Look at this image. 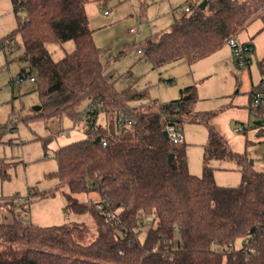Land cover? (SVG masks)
I'll return each mask as SVG.
<instances>
[{"label":"trees","instance_id":"16d2710c","mask_svg":"<svg viewBox=\"0 0 264 264\" xmlns=\"http://www.w3.org/2000/svg\"><path fill=\"white\" fill-rule=\"evenodd\" d=\"M88 1L12 0L18 26L0 38V48L12 47L15 35L21 34V58L28 68L20 74L35 75L42 105L34 116L51 119L65 114L78 120L85 100L90 106L83 114L104 113L106 125L94 130L100 142L88 137L55 151L58 176L70 186L67 210L92 214L98 235L82 244L69 222L26 223L11 209V221L0 222V236L26 240L31 247L13 258L0 253V264H264V170L253 167L246 151L230 146L211 123L216 112L194 110L197 85L182 87L179 97L165 102L151 98L146 88L117 90L114 73L103 61L104 49L89 25ZM262 10L264 0H208L205 9L198 5L192 13L183 11L167 28L151 33L141 42L143 54L160 75L179 62L192 64L236 37ZM69 39L75 41V50L54 59L46 43ZM258 67L262 78L253 91L264 85V57ZM250 108L264 123V104L253 106L252 94ZM127 118L130 126L118 125ZM174 121L206 124L209 138L202 176L190 171L185 147L165 136L166 124ZM7 126L0 122V143ZM212 159L236 161L241 184H218ZM90 192L97 198L79 197ZM101 199L107 201L98 209ZM5 202L13 203L9 198ZM146 216L153 217V225L142 238Z\"/></svg>","mask_w":264,"mask_h":264},{"label":"rangeland","instance_id":"374dc122","mask_svg":"<svg viewBox=\"0 0 264 264\" xmlns=\"http://www.w3.org/2000/svg\"><path fill=\"white\" fill-rule=\"evenodd\" d=\"M203 0H89L86 10L89 25L94 30L96 43L104 49L103 61L107 70L114 73L115 87L124 91L138 84L148 89L150 97H161L167 86L165 81L155 80L152 63L143 53H139L143 42L151 33L167 28L184 11L188 3H201ZM105 10L112 11L104 14ZM20 14L25 15V11ZM258 16L255 18L257 19ZM137 29L131 32V29ZM46 47L56 60L73 52L76 48L73 39L64 42L49 41ZM24 45L20 33L15 35L12 47L0 48V122L7 124L3 141L0 143V222L11 221L16 209L23 222L48 226L71 223L76 226L74 238L82 244L91 243L98 235V225L90 213H74L67 210L69 183L58 176V160L55 151L62 145L88 138L84 111L90 106L89 100L79 106L81 119L67 115L45 119L34 116V107L40 104L35 82L29 78L17 81L23 67L28 62L21 58ZM204 58L196 64L208 65ZM257 60H252L253 76L246 80L235 62L222 65L218 73L199 76L196 79L199 99L197 110L222 108L225 100L238 96L247 97V88L258 82L261 74ZM205 68L207 66H204ZM237 76L239 78H237ZM252 79V80H251ZM155 97V98H157ZM147 103L148 99H144ZM139 104L140 101L134 102ZM99 113V120H105ZM260 118L252 115L247 132H236L234 146L245 145L249 161L253 167L264 170V123L257 124ZM262 126V127H261ZM186 136V156L192 162L191 172L203 174L204 147L208 141V128L203 122H184ZM247 139V140H246ZM244 140V141H242ZM185 143L182 145L184 146ZM215 180L224 186H239L242 182L241 167L234 160H213ZM80 198H97L90 192ZM12 199L13 203L5 202ZM152 221H145L141 228L144 238ZM236 245L242 246V240ZM31 247L26 240H8L0 236V253L9 258L22 255Z\"/></svg>","mask_w":264,"mask_h":264},{"label":"crops","instance_id":"0c3cea01","mask_svg":"<svg viewBox=\"0 0 264 264\" xmlns=\"http://www.w3.org/2000/svg\"><path fill=\"white\" fill-rule=\"evenodd\" d=\"M17 26H18V20L15 14V11H14L12 0H0V38L9 35L11 32H13L17 28ZM236 38L241 42H251L254 45V49L250 53V56H251L250 63L247 64L246 66L239 67L242 70V76L246 80L247 78L253 76L252 69H251V66L253 64L252 63L253 58L259 61V59L264 57V10H263V13L258 15L257 19H254L250 24H248L246 28L243 29L236 36ZM204 58H211L209 59L208 65L205 64L203 66H198L195 69H193V67L196 64H198L200 60ZM204 58H201L192 64H189L187 62H179L173 66L168 67V71L162 75H160L159 71H157L156 69H153V66H152V69L154 70L153 73H155V80L158 79L159 82L163 80L166 82V84H171V83L173 84L171 86H167V88L164 89V94L160 93L161 97L159 98L157 96L155 97H157V99L164 101V102L169 101L171 99H175L179 97L180 89L182 87L192 85V84L196 85V79L199 76L211 75L213 73L217 74L219 69L222 68V65H225V67L228 68V63L230 64L231 61L235 62L233 58V54H232V48L227 43L224 44L221 48H219L215 52L211 53L210 55ZM204 66H207V67L205 68ZM167 78H172L173 79L172 82L166 81ZM237 78L239 77L237 76ZM261 78H262V75H261ZM261 78L256 83L253 82V80L251 79L252 84L249 88H247L246 92L248 95L244 99L238 96H235L231 99L225 100L222 108H219L216 110H204V111L216 112V114L211 118V123L223 134V136L226 138L230 146L235 151L245 152L246 151L245 145L248 143V140L246 139L247 141H245L244 147L238 146L239 144H236V146H234L233 141L237 139L235 133L248 131L250 121L252 120V115H256L260 119H262V115L252 112L250 108L252 91L256 87V85L259 84ZM137 86L139 88L145 87V86L141 87L140 84H138ZM196 103L194 104V110L198 112H204L202 108H199L198 110L195 108L197 106ZM257 124L262 125L261 122H259V120H257ZM260 133L261 134L264 133L263 127L261 128ZM208 134H209V131H208ZM184 147L186 150V136H185ZM213 160H217V159L211 160L210 164L212 166H213L212 164ZM219 160H226V159H219ZM203 166H204V163H203ZM188 167L191 171L192 162L190 158H189ZM203 170H204V167H203ZM214 173H215V168H214Z\"/></svg>","mask_w":264,"mask_h":264},{"label":"built area","instance_id":"2783aa9c","mask_svg":"<svg viewBox=\"0 0 264 264\" xmlns=\"http://www.w3.org/2000/svg\"><path fill=\"white\" fill-rule=\"evenodd\" d=\"M200 4V3H199ZM198 3H188L184 7V11L188 13H192L197 6ZM263 11V10H262ZM112 11L105 10L104 13L106 15L110 14ZM263 13V12H261ZM137 29L133 28L131 29V32L136 31ZM227 44L232 48V54L235 61V64L238 67L246 66L248 63H250V60L247 57V54L250 50L254 49L253 46H249L248 42H241L236 37H232L228 39ZM139 53H143V49H139ZM29 78L31 81L35 82L36 77L34 74H29L27 72H23L19 74L17 81H22L23 79ZM264 88V85H263ZM260 90H254L252 93V105L255 107L261 106L264 104V89ZM85 120H86V127L88 130H90L89 138L90 139H96L94 130L100 126H105L106 121L105 120H99V114L96 116L91 117L89 113H85ZM105 118V117H103ZM119 126H130L132 124V121L128 118L126 121L118 120ZM165 130L168 133V138L173 142V144L177 147L182 146L185 143V136L183 133V123L180 121H174V122H168L166 124ZM102 143L104 146L107 145V140L102 139ZM107 199H101L98 203V209H103L104 204L106 203ZM152 216H146L143 224H145V221H152Z\"/></svg>","mask_w":264,"mask_h":264},{"label":"water","instance_id":"95a60500","mask_svg":"<svg viewBox=\"0 0 264 264\" xmlns=\"http://www.w3.org/2000/svg\"><path fill=\"white\" fill-rule=\"evenodd\" d=\"M207 4H208V0H203V1L199 4V7H200L201 9H205V8L207 7ZM41 109H42V105H41V104L36 105V106L34 107V110H36V111H40ZM164 134H165L166 137H168V133H167L166 130L164 131ZM100 140H101V137L98 136V137L96 138V141H97V142H100ZM173 158H174V154H171L170 157H169V161L171 162V161L173 160ZM251 163L253 164V161H252V160H251Z\"/></svg>","mask_w":264,"mask_h":264}]
</instances>
